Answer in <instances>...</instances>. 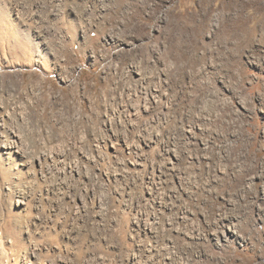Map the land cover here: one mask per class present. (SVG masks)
I'll return each mask as SVG.
<instances>
[{
	"label": "rangeland",
	"instance_id": "rangeland-1",
	"mask_svg": "<svg viewBox=\"0 0 264 264\" xmlns=\"http://www.w3.org/2000/svg\"><path fill=\"white\" fill-rule=\"evenodd\" d=\"M16 137L0 264H243L264 249V0H0ZM226 215L261 240L227 243Z\"/></svg>",
	"mask_w": 264,
	"mask_h": 264
},
{
	"label": "bare ground",
	"instance_id": "bare-ground-1",
	"mask_svg": "<svg viewBox=\"0 0 264 264\" xmlns=\"http://www.w3.org/2000/svg\"><path fill=\"white\" fill-rule=\"evenodd\" d=\"M156 92L157 91H153L151 94H150V96H151V98H152V100L154 101V102H156L157 101V96H156ZM12 131V130H11ZM190 134H191V132L190 131H188ZM13 134V133H12ZM14 137V136H13ZM20 137V136H19ZM17 139V142H15V143H9V142H4L3 144H1L0 145V151H1V153H2V155H4L5 157H7L8 159L10 158V157H12V156H14L15 158L17 157V159L19 160V161H21L22 163H24L25 162V155L23 154V152H22V150H21V145H20V147L18 146V144H20V140H18V137H16ZM8 141V140H7ZM22 141V140H21ZM11 142V141H10ZM14 142V141H13ZM22 144V143H21ZM23 145V144H22ZM126 149L131 153L132 152V147H129V145H126ZM168 153H169V151H168ZM171 153H173V151H171L170 152V154ZM6 158V159H7ZM15 158H13L14 160H15ZM45 158V157H44ZM11 159V158H10ZM9 159V160H10ZM27 159V158H26ZM5 160V159H4ZM8 160V161H9ZM28 161V160H27ZM26 161V162H27ZM38 161H42V159H38ZM39 162V163H40ZM31 163V162H30ZM32 165H33V163H32ZM31 165V166H32ZM135 165H140V163H139V161H136L135 162ZM22 166V165H21ZM263 217V222H264V211H263V215H262ZM232 220H234V218L232 219V218H230V217H228L227 215L226 216H224L223 218H222V226L223 227H225V228H227L228 229V234H225V233H223L222 232V235L224 236V240H226L227 241V243H231V242H233L232 240H235V239H237V236H235V235H237V233H239V232H243L244 234H247L248 236H250V237H252L253 235H255L259 240H261V230H254V229H249L248 230V228L247 227H245V224H236V225H233L232 224V228H228L227 227V225H225V222L227 221V222H229V223H232ZM144 230H147V228L145 227V228H143ZM148 231V230H147ZM148 232H150V231H148ZM242 233V234H243ZM202 233H197L192 239H194V240H201L202 239ZM239 237V236H238ZM238 240V239H237ZM236 240V241H237ZM248 241L246 242L247 243V245L245 246V247H249L248 245H250V246H252V251H250V253L251 254H253V258H250L249 260H247V259H245L244 260V262H243V264H254L253 263V261L256 259V258H259V256H260V254H264V249H262V250H260L259 251V248L258 247H256V245H255V240H256V238H253L252 237V239H247ZM251 248V247H250ZM235 252V251H234ZM169 254V253H168ZM235 256H239V253H238V251L237 252H235ZM172 259V257H169L168 256V258H167V260H171Z\"/></svg>",
	"mask_w": 264,
	"mask_h": 264
}]
</instances>
